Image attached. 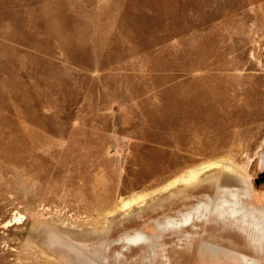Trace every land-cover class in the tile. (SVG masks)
Segmentation results:
<instances>
[{
  "label": "rangeland",
  "instance_id": "1",
  "mask_svg": "<svg viewBox=\"0 0 264 264\" xmlns=\"http://www.w3.org/2000/svg\"><path fill=\"white\" fill-rule=\"evenodd\" d=\"M0 264H264V0H0Z\"/></svg>",
  "mask_w": 264,
  "mask_h": 264
},
{
  "label": "bare ground",
  "instance_id": "2",
  "mask_svg": "<svg viewBox=\"0 0 264 264\" xmlns=\"http://www.w3.org/2000/svg\"><path fill=\"white\" fill-rule=\"evenodd\" d=\"M223 163H225V162H223ZM216 164H217V162H216ZM228 164H229V162H228ZM227 164V165H228ZM211 165H214V164H211ZM229 166V165H228ZM201 171H202V169H197V170H195V172H193V171H191V172H188L183 178H182V181L184 180L185 182H188L189 180L190 181H193L194 179H195V177L198 175V174H200L201 173ZM224 190V189H223ZM226 190V189H225ZM237 202H236V200H235V198L233 197V200H232V202H230L229 204L228 203H225V206L227 207H229L230 209H232V210H234V209H236V207H237V204H236Z\"/></svg>",
  "mask_w": 264,
  "mask_h": 264
},
{
  "label": "trees",
  "instance_id": "3",
  "mask_svg": "<svg viewBox=\"0 0 264 264\" xmlns=\"http://www.w3.org/2000/svg\"><path fill=\"white\" fill-rule=\"evenodd\" d=\"M262 182H263L262 179H261L260 181H257V180H256V185H257V184H261Z\"/></svg>",
  "mask_w": 264,
  "mask_h": 264
}]
</instances>
